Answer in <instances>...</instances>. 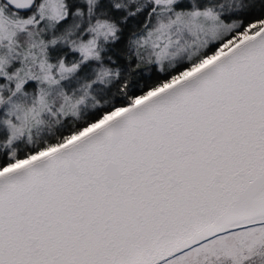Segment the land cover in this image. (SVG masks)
I'll return each instance as SVG.
<instances>
[{
    "label": "snow or ice",
    "instance_id": "snow-or-ice-1",
    "mask_svg": "<svg viewBox=\"0 0 264 264\" xmlns=\"http://www.w3.org/2000/svg\"><path fill=\"white\" fill-rule=\"evenodd\" d=\"M0 264H264V0H0Z\"/></svg>",
    "mask_w": 264,
    "mask_h": 264
}]
</instances>
